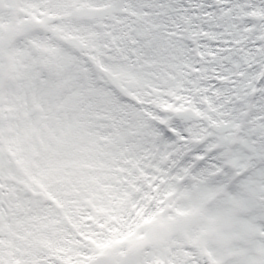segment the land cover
Masks as SVG:
<instances>
[{"label": "snow or ice", "instance_id": "snow-or-ice-1", "mask_svg": "<svg viewBox=\"0 0 264 264\" xmlns=\"http://www.w3.org/2000/svg\"><path fill=\"white\" fill-rule=\"evenodd\" d=\"M0 264H264V0H0Z\"/></svg>", "mask_w": 264, "mask_h": 264}]
</instances>
